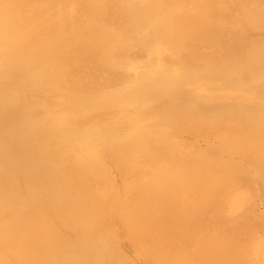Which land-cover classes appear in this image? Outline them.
<instances>
[{
	"label": "bare ground",
	"instance_id": "1",
	"mask_svg": "<svg viewBox=\"0 0 264 264\" xmlns=\"http://www.w3.org/2000/svg\"><path fill=\"white\" fill-rule=\"evenodd\" d=\"M66 3L69 4L67 5ZM24 5L27 6L24 7ZM119 104L120 107L110 109L112 106ZM120 110H124L126 113L132 112V114H122V120H120L118 118ZM105 113L107 115H103ZM190 120H194L195 126L198 123V127L196 126L198 129L191 126L197 129L193 130L195 134H199L200 130L205 131L203 134L207 136L206 143L209 145L208 148L210 147L211 151H213V154L208 153V150H206V153L215 158L212 160L213 162L208 161L210 157H207L206 155L208 154L206 153L205 156L207 158L204 160V153H202L201 149L199 150L201 153L198 152L200 155L203 154L201 160L199 155H197L198 157H192V153L196 155L198 151L195 152L194 149L191 155H189L188 151L186 160L184 158L185 153H187L184 152L185 149L180 151L179 142L173 141V144L176 142L175 146L179 147L177 154H179V151L184 152L178 155L182 156L183 159L178 158L177 154L175 156L174 153L176 151L174 152L173 147L175 149L176 147L170 144L172 141L170 143L168 141L176 133L179 134L180 131H183V134L187 133L183 129L189 128L190 124L188 122ZM128 121L133 126L135 125V128H133L135 132L131 130L127 135L122 136L119 134V130L122 124ZM124 130L126 129L124 128ZM189 133L192 135V131ZM205 135L202 136L204 137ZM185 140L188 141L187 138ZM111 141L117 144L112 145ZM180 142L183 143V141ZM94 143L101 144L103 147L97 152L98 157L102 158V160L115 159V162L120 164L122 162L130 163L133 160L141 163L143 161L140 160L143 159L142 157H148V160H151V164L154 161L161 162V160L171 165L173 164L168 169L173 174V171H176L177 168L175 166L177 164L176 161L180 159L177 162H180L181 166L177 168V171L178 169H184L190 176L187 175L188 177L186 176V178L184 177L185 179H182L183 173L180 171V175L182 176L177 173L181 177L180 179H177L175 173V176H173L174 174L170 176L176 179H168L167 177L164 179L162 177L165 181H156L157 179L153 181V179H149V183H139L137 179L141 180L144 178L148 169L146 168V173L139 171L142 178L139 177V179L137 177L136 179V175H140L138 173L134 174V178L137 181L135 182L139 183L137 185L144 188L148 183L150 186L147 185L144 188L146 190L142 189L143 193L141 191H138V193L134 191L135 189L138 190L136 188L137 185L133 190L135 193L129 190V186L125 187V190L129 195L128 199H132V196H135V199H139L135 200L134 204L130 202L133 205L136 203L139 206L137 209L132 208L136 210L134 212L135 216L141 215L142 212L143 215L138 216V218L134 217V220L131 217L126 218L120 215L122 212L118 210V206L120 205L118 202L119 205H114L117 209H113V211L116 210L115 212L119 214V217L115 216L117 218L112 220L111 212V215H105V211H108L106 209L110 207L108 204L111 203L106 200H108L107 198H113V195H116L117 198L120 197L119 194L121 195V192L119 193V188L125 184L118 188L114 186L119 190L118 195L116 194L117 190L114 191L115 189L113 191H104L109 196L111 195L109 192L116 193L111 195L113 197L106 196L103 209V202H100L103 200H98L102 198L97 197L98 194L94 188V181L92 182L94 185L90 183L92 176L100 175L99 178L103 177L101 172L96 175L95 171L98 168L91 166L96 163L91 158L93 154L91 145ZM163 144H166V147L170 144L169 148L174 153H170V150L167 148L165 150ZM191 144L194 145V143ZM155 146H158L160 149H156L157 147L155 148ZM153 147L156 149H154V152L152 151ZM204 147L207 148V146ZM204 147L200 146L199 148L203 149ZM226 147L230 148V150L226 149ZM141 148H151V155L145 149L138 153L137 150ZM217 149L221 151L225 150L224 153L226 152V155L228 153L236 155V157H234V160H231L233 162L226 158L228 164H225L223 156H221L222 159L217 158L219 152L222 153L221 151H217ZM244 149L246 151L250 150V157L254 155L248 160H250V169H253L257 177L256 175L254 177L253 171H250L248 166L249 173H242L246 167L245 157V163L240 158L244 156L241 155V153H244ZM158 150L161 151H159L161 155H159ZM162 150L165 151L162 153ZM226 150L231 152L229 153ZM96 151L98 150L96 149ZM167 152L171 155L174 154L172 156L173 159L171 156L169 157V153ZM214 152H216L215 155H218L215 156ZM94 154L97 155L95 151ZM163 154H166L165 157L170 159L165 160ZM156 156L160 157L161 160L159 161ZM187 157L191 158V160L194 158L193 161H196L195 165L198 163L197 165L201 168L197 165L193 167L194 162H188L189 158ZM196 159L200 160L201 164L205 161L215 164L216 168L222 170L223 173H221L222 171H218L214 166L215 171H217L215 172L213 169L212 172L214 171L218 175V179L221 176L223 179L216 180L217 178H214L215 174H211L212 172L204 168L208 163L205 162L204 166H202L203 164L200 166V163ZM183 160H186L187 163L186 161L184 163ZM144 162H147V159H144ZM190 162L193 163L192 165L190 164L191 166H189ZM231 163L233 164L231 165ZM225 165L227 168L230 166L229 168L232 169H226V167H223ZM232 166H235V169ZM209 167L208 170L211 171ZM192 168L194 169L191 172ZM118 169L120 174L125 176L127 171L119 166ZM198 169L203 173L198 171ZM205 169L206 174L209 172L207 175L205 174ZM234 170H236L237 174L234 173ZM125 171L126 173H124ZM169 171L167 172L168 174H170ZM195 171L199 174L201 173L202 176L200 175L199 177L197 175L196 177L197 173ZM232 171L233 174H230ZM244 171L246 172V170ZM224 172L227 173L224 174ZM191 173H193L192 180L194 176L196 177L194 182L196 180L199 181V179L202 181V177H205L203 178L204 180L208 179L206 180V184L210 180L207 184V187L210 189H212L215 183L213 191H215V187L225 186L231 180L233 182L231 181L229 187L232 186L233 188V184H235L234 189L239 186L241 190V185L236 184H240L241 182L239 181L242 180L250 188L249 182L243 180L249 174L252 176L248 175L251 179H246L252 181L254 178L255 180L258 179L259 181L257 180L256 182L260 183L261 186L257 183L260 187L257 188L262 189V197L264 196V0H0V264H103V261L105 263V259H107L105 258V254H108L110 258L114 255L112 258L115 257L116 261L119 259L118 262L121 260L120 258H126V260L122 259L124 263L120 261V263L126 264L129 261L127 259L129 258L128 255L122 254V257L119 256L117 258L115 255L121 252L119 249H116L117 252L114 251L117 248L115 246L119 247L122 245V240L132 241L131 243L135 244L133 245L134 248L135 246L138 247V249L136 247L137 250L141 247L140 243H142V247L145 246V249H147V246H154L152 243L155 238V241L158 240V234H153V231L157 233L155 232V228L162 229V225L163 227H167L165 225H168L170 228L174 225L173 222L176 224V221L182 222V224L177 223V226L181 225L180 227H182L184 221L185 223L187 222L188 217L197 222L199 215L207 221L206 218L208 217H204L205 213H202L203 216L200 213L207 211V207L209 208L212 203H215L217 199H221L222 196L215 199L214 192L208 188L206 191L209 190L208 194L211 193L209 196L203 190L205 188L200 187V184L199 190H195L194 187L198 188V183L200 182H196L197 184L194 186V182L192 183L189 178L191 177ZM241 173L242 178L239 177ZM103 174L105 175V173ZM106 174L108 175V173ZM148 174H151L150 171H148ZM155 174L158 173L155 172ZM208 176L212 177V179L214 178V180ZM235 176L241 179H230ZM106 177V180L107 178L108 180L111 179L109 175ZM188 178L190 182L186 183ZM183 180L186 181L184 182ZM112 181L111 179L110 182ZM126 181H128L127 178ZM203 181L201 184L204 185L205 181ZM107 182L110 184L109 181ZM150 182H152V186ZM174 182L176 186L180 185L181 190L182 188L186 192H190L191 190L192 193L190 194H192V197H196V199L194 197L191 198L193 200L191 205H194L193 208L196 210L190 211V214L183 212L186 211L183 209L188 206L190 196L185 197L181 192H177L178 194L176 195L174 192L176 190ZM101 184L103 183L98 184L97 182L96 186L99 187ZM246 184L244 185V190L247 189L245 187ZM190 185L191 189H189ZM140 186L139 188H141ZM251 187L253 188V186ZM108 188L112 189L110 185L106 189ZM218 190L225 193V189L222 190L220 188L216 189V194H218ZM244 190L242 188L243 192ZM195 191L202 192L203 195L201 196H204L206 193L204 198L206 197L207 200ZM246 191L249 192L251 190L248 189ZM258 191L256 190L257 194ZM231 193L233 194L234 192ZM251 193H243V197L245 198V196H249ZM227 194L230 195L228 191L226 192ZM188 195L186 194V196ZM219 195L221 193L217 196ZM231 195L230 198H232ZM238 195L237 197L240 196ZM176 196H178V199ZM227 196L224 195L223 199L229 198ZM200 197L201 201L205 200L204 203L206 205H203V202L200 204L198 200ZM243 197L241 196V199ZM254 197H257V195ZM210 198L211 201L208 203ZM247 198L240 200V202H244H242V205L246 204L245 202L249 198L252 199L253 195L252 198L251 196ZM115 199V202L119 200ZM213 199L216 201L212 202ZM231 200L233 199H227L229 205L232 203L229 202ZM110 201L113 203V200ZM194 201H197V203ZM227 201H223L222 204L220 203L221 208L222 205H225L224 203L228 204ZM235 201L233 202L235 203ZM123 202L128 204L125 198L121 199V203ZM237 202L236 204H238ZM217 203L215 204L218 205ZM252 204H254L253 201ZM252 204H249L250 208H252ZM216 205L211 207L217 208ZM232 206H234L232 207L233 209L231 208L234 212L236 210L235 205ZM199 207L201 209H198ZM243 207H246V205ZM203 208L204 211H201ZM221 208L220 210L217 209L216 215L212 214L213 219L215 216H219V219H222V215H224L223 219L229 216L227 214L225 217L224 208L222 211L224 213L221 215L219 212L222 210ZM240 208L238 207V210ZM247 208H244V210ZM254 210L252 211L255 212ZM195 211L198 212V216ZM242 211L239 213L241 214ZM115 212H113L114 215ZM193 212L197 217L194 214L191 215ZM244 212L247 214L249 210ZM253 212H249V215L251 213L254 217ZM95 213L101 214L96 218ZM209 215L212 216L211 212ZM121 216L126 219L125 221H123L124 219L122 220L124 223H132L129 226L130 228H126L127 230L137 225H133V223L144 220L146 223L142 221L141 226L142 223L144 227L145 225L147 226V229L145 228V231H147L145 233L147 234L145 235L146 237H140L144 235V231H141L139 222V225L135 228L136 231L140 230L138 233L141 240L137 241V239L133 241L134 238L138 237V233L136 235L133 232L135 228L131 229L134 234L129 230V234L127 235L125 231L127 238L135 235L134 238L128 240L124 237V239L123 233L120 231L124 228L123 222L120 220ZM194 216L195 218H192ZM230 217H228V220L226 218V223H228ZM233 217L237 218L234 219ZM129 219H132L133 222L129 221ZM190 219H188L190 221L188 224L191 223ZM230 219H233V221H229V224L232 225L231 223L238 221L239 218L238 215L233 216L232 213ZM117 221L122 223V228L120 227L121 225H117L119 224ZM201 221L207 223L203 219L198 221V229H201L200 224L204 228L206 227L205 223L202 224ZM215 221L210 222L212 227L210 224H206L207 227L210 226L209 228L206 227L207 230L213 228V232H211L212 229L208 231L211 232V236L215 229V233L213 234L215 236L213 238L210 237L213 240H215L214 238L217 234L219 236L221 228L222 233L224 232V226L225 228L230 226H226L227 224L225 225L224 223L221 227V224L225 220L223 222L218 221L219 223L216 222L218 224ZM251 222L249 221V223ZM213 223L217 227L220 225V229L218 230L216 227V231ZM236 224L238 223L236 222ZM236 224H233L235 225L233 226L234 229L237 226ZM251 224L254 226L256 223L253 224L252 222ZM193 225L197 228L196 224ZM242 226L240 227L243 228ZM168 227L167 229H169ZM172 227L176 228L175 226ZM180 227L178 231H181ZM187 227L186 230H183L186 234L190 231L193 235L198 231H187ZM230 227L228 229L229 235H231ZM192 228L190 226V229ZM232 228L231 232L232 230H237ZM241 228L242 234V230L245 228ZM206 229L204 233H206ZM165 230L164 228L162 229V231ZM240 230L238 229V233H240ZM162 231H159L162 235L158 232L159 238L165 234ZM203 231H198V235H193L194 238L188 234L189 238L195 242H191L194 247L196 246L195 248H198L197 246L202 244L201 242L206 238L207 242L204 241L206 243H204V249L212 241L208 242L209 237L205 236L203 239ZM199 232H202L203 235ZM169 233H172V231ZM169 233L166 232V237H163L167 239L168 236L171 240V236L167 235ZM175 233H177V230L172 237L175 236L177 239L178 236L182 235V232L178 236ZM236 236L238 237V235ZM111 237L115 245H113L112 241H106L111 239ZM184 237L182 236L181 238L184 239ZM247 237H250V235ZM225 238L223 240H228ZM246 238L245 240H247ZM165 239L161 238L159 241H165ZM245 240L243 239V241ZM167 241L169 242V240ZM185 241L187 242L188 240L184 239L183 242L180 240V245L185 244ZM135 242H139V245ZM212 242L214 243H212V249L209 247L211 251H205L215 253L213 250L215 242ZM111 243L112 248L107 250L106 247H109ZM256 243L249 244V246H253V249H257V247H260V250L263 249L259 243L260 246L258 245L254 248V244L256 245ZM190 244L188 246H191ZM224 245L223 248H226ZM228 245L231 244L228 242ZM159 246L157 249L160 250ZM193 246L189 251L187 248L186 250L188 252L192 251ZM104 247L106 251L103 250ZM154 247V251H152L153 247L150 248L153 254L152 252L150 254L146 252L148 258H145L146 261L144 258L142 259L145 264L158 262L161 255L157 258L155 257L159 253L156 254L157 252L155 251L157 249L156 246ZM164 247L162 248L163 250ZM177 248L179 247L177 246ZM185 248L183 249L184 251H186ZM143 249L141 248L140 250ZM150 249L148 248L147 251ZM204 249L202 247L201 249H196L197 252L198 250L200 251V257L204 254ZM216 249V252L219 254V247ZM111 250L114 252L110 253L112 252ZM163 250L157 251L163 253ZM180 250L182 249L180 248ZM107 251H110L111 256H109V253H106ZM220 251L222 253V250ZM197 252L196 254L199 256V252ZM146 253L142 254L143 257L147 255ZM169 253L163 254L161 257H167V255H170ZM178 253L180 256H177L180 259L177 256L174 257V254L173 256L171 255L174 261L170 256L172 259H170V262H176V264L186 263L189 258L187 257L185 261L184 252L183 259L182 253ZM263 253L261 252L260 254L264 255ZM189 254L187 253L188 256L191 255ZM216 254L215 256L217 257L218 255ZM221 255L218 256L219 259H222L220 258L222 257ZM218 257L215 258L213 256V259L215 258L214 260L218 261ZM247 257L250 256L247 255ZM112 258L108 260H112ZM115 258H113V261ZM192 258L195 257L191 256L190 259ZM202 258H207V256ZM202 258L201 260L204 261L205 259ZM236 258L238 261V257ZM239 258H241L240 255ZM257 258H259V255ZM181 259L183 260L182 262L180 261ZM213 259L211 258L210 264H214ZM194 260L197 259L195 258ZM167 261H169V258ZM209 261L210 258L206 262L209 263ZM131 262L128 263L132 264ZM160 262L158 263L160 264ZM222 262H225V260L223 261L222 259ZM107 263L110 264V261ZM258 263L261 264V262ZM133 264H135V261ZM195 264L199 263L196 262ZM220 264L222 263L220 262Z\"/></svg>",
	"mask_w": 264,
	"mask_h": 264
},
{
	"label": "rangeland",
	"instance_id": "2",
	"mask_svg": "<svg viewBox=\"0 0 264 264\" xmlns=\"http://www.w3.org/2000/svg\"><path fill=\"white\" fill-rule=\"evenodd\" d=\"M66 4L68 5L69 3H66ZM26 6H27V5H24V7H26ZM74 9H75V7H74ZM118 107H120V104H119V105H114V106H112L110 109L118 108ZM125 113H126V112H124V110H120V111L118 112V114H119L118 118H119L120 120H122V114H125ZM128 113H130V115L132 114V112H128ZM128 113H126V114H128ZM103 115H107V113H105V114H103ZM195 118H196V117H195ZM193 121H194V120H190V121L188 122V124H190V126H188L189 128H187L188 130H187V129L185 130V128L183 129L184 132L187 131L188 134L185 132V134H186V135H185V134H183V131H182V132L180 131L179 134H180L181 136H180L179 134L176 133L175 136L172 137L168 142L170 143V142L172 141V143H170L171 145L173 144V141H176L177 143L179 142V143H178V144H180V146L178 145V146L180 147L179 150L182 151V149H185L184 152H187V153H185V155H184V156H185V157H184L185 159H186V154H188V151H189V155H191V152H192V151L195 150V152H196V151L198 150V151L196 152V153H197L196 155H195L194 153H192V157H196L197 155H199V156H200V160H201V159L203 158V157H201V156H203V154H202V155L198 154L199 150L201 149L202 153H204V160H206L207 157H210V158H208V161H212V160H214L215 158H212L213 156H209V154H208V153H210V154L212 153V154H213V151H211V148H210V147L208 148L209 145L206 143V142H207V141H206V140H207V136H206L205 134H203L205 131H202V130L199 129L200 132H201V131H202V132H201V133L199 132V134H195V133L193 132V130L195 131V130L198 129V128H197V127H198V126H197L198 123H197V125H196L197 127H196V126H195L196 123H195V122L193 123ZM191 123H193L194 125H193V124L191 125ZM122 126H123V127H122ZM122 126H121V128H120V130H119V134L122 135V136L127 135L131 130L134 131L133 128H135V125L133 126V124H131L130 121H128V122L122 124ZM191 126H193L194 128L196 127L197 129H194V128H192ZM124 128H125L126 130H124ZM199 128H201V127H199ZM189 129H190V130H189ZM83 130H84V129H83ZM181 130H182V129H181ZM199 130H198V131H199ZM190 131H192V135H190V134H191V133H189ZM134 132H135V131H134ZM125 133H126V134H125ZM193 134H195L194 136H196V135H197V136L194 137ZM200 134L205 135L206 138H205V136L203 137V136L200 135ZM192 136H193V137H192ZM182 138H185V139L187 138L188 141H186L185 139H182ZM201 138H202V139H201ZM203 138H204V139H203ZM184 140H185V141H184ZM190 140H193V141L190 142ZM180 141H183V143L180 142ZM111 142H112V145H116V144H117V143H114L113 141H111ZM176 142H174L173 146H175V144H177ZM201 142H202V143H201ZM203 142H204V143H203ZM191 143H194V145H195V144H197V145L194 146V145H192ZM166 144H167V143H166ZM166 144H165V145L163 144V145L165 146V150H167V149L170 150V148H169V147H170V144H168L167 147H166ZM184 144H185V145H184ZM200 144H201V145H200ZM190 145H191V147H190ZM199 145H200L201 147L207 146L208 149H207L206 147H204V148H206V149H204V148H203V149H202V148H199V147H200ZM161 146H162V144H161ZM198 146H199V147H198ZM91 147H92V153H93V154L91 155V158H93V159H92V160H94L93 162H96L95 164H93V165H91V166H92V167L94 166V167L98 168V169H97L98 172L95 171V174L98 175L97 173L101 172V174L103 175V177L99 178L100 175H98V176H94V177L92 176V178H90V183H92V182L94 181L93 183L95 184V186L97 185V182H98V184L101 183V182L103 183V184H101L102 187H101V185H100L99 187H98V186H96V187L94 186L96 193L99 195V196L97 195V197H101V198H102V199H98V200H99V201H100V200H103V201H100V202H103V209H104V200H106V196L108 195V193H105L104 191H106V192H107V190H109V191L112 190V191H113L114 189H115L114 191H116L117 189H116L115 187L118 188V187H120V186H122V185L125 184L124 186H122V187L119 188L120 191L117 190V193H116V192H109V191H108L111 195H112V194H115V193L118 195V191H119V193L121 192V195L119 194V196H120L121 198H120V197L117 198L116 195H113L114 197L110 195V196L113 197V198H107L108 200H106V201L112 203V201H110V200H113V203H112V204H111V203H110V204L105 203V204H108V206L110 205V207H111V208H110V207L107 206L109 209L106 207V208H107L106 210H108L109 212H108V211H105V212H106L105 215H106V216H107V214L111 215V213H112V216H111V217L113 218L112 220H115V219L117 218V217L115 218V216H118V217H119V214H117V213L115 212L116 210L113 211V209H117V207H114V205H115V206H116L117 204L119 205V203H120V205H119L120 208H119V206H118V210H121L122 213H121L120 211H117V212L121 213L120 215H123V216L126 217V218H128V217L130 218V217H131L133 220H134V217H135V218H138V216L143 215V212H142L141 215L138 214V216L136 215L137 217L135 216V213H134V212H135L136 210H135V209H132V208H136V209H137V207L139 208V206L136 205V203H135V205H133V204H134V201L137 200L138 198L135 199V196H132V199H128V198H129V195L127 194V191L125 190V187L129 186V190L132 191V193H135L134 191H136V192L138 193V191H141L142 189H143V190H146V189H144V188H146L147 185L150 186V185L148 184V183H149L148 181H150L149 179H153V181H155L156 179H157L156 181H158V180H159V181H161V180H162V181H165L164 179H165L166 177H167L168 179H171V178H172V179H173V178L176 179L175 177H173V176H175V173H176L177 179H180L181 177L178 176V174L180 175V171H182L181 173H183V177H182V179H185L186 176L189 175L187 172H185L186 170L184 171V169H183V170H182V169H180V170L178 169V171H177V168H180V166H181L180 162H177V161H180V159H183L182 156H178V155H179V154L181 155V153H184V152H180V151H179V154H177V153H178L177 151H178V148H179V147L177 148L176 146H175L176 149L173 147L174 152L176 151V153H174V152L172 151V149L169 151L170 153H174L175 156H176V154H177V157H178V158L180 157V159H179V160L177 159V161H176L177 164L174 163L175 166H177L176 171H175V170L173 171V172H174V173H173L174 175L168 170V169L171 168V166H172L173 164L171 165V164L168 163V162H164V161H162L160 157L158 158V157L156 156V157L159 159V161L161 160V162H158V161L156 162V161H154V163H152V164H151V160H150V161L148 160V157H147V158H146V157H145V158L142 157L143 159H140L141 161L143 160L142 162H144V159H147V162H144V163H142V162H141V163L138 162V163H140V164H138L137 162H135V161L133 160V161L130 162V163H126V162L123 163V162H122V164H120V163H116V162H115V161H116L115 159H104V160H102V158L98 157L99 155H98L97 152L100 151V149H101V147H102L101 144L99 145L98 143H94V144L91 145ZM156 147H157V148H156ZM184 147H186V148H184ZM189 147H190V148H189ZM195 147H196V148H195ZM102 148H103V147H102ZM155 148H156V149H160V148H158V146H155ZM155 148L153 147V150H152L153 152H154V149H155ZM161 148H162V147H161ZM166 148H167V149H166ZM197 148H198V149H197ZM244 148H246V147H244ZM96 149H97L98 151H96ZM143 149H145L146 152H147V153L149 152L150 155H151V151H150L151 148H149V149H147V148H141V149L137 150L138 153H139V151H143ZM156 149H155V150H156ZM163 149H164V148H163ZM189 149H190V150H189ZM191 149H192V150H191ZM193 149H194V150H193ZM226 149H228V148L226 147ZM145 150H144V151H145ZM147 150H148V151H147ZM165 150H162V153H163ZM206 150H208L209 152L206 153ZM223 150H224V149H223ZM228 150H230V148H229ZM231 150H232V149H231ZM94 151L96 152L97 155L94 154ZM159 151H160V150H158V153H159V155H161V154H160L161 151H160V152H159ZM204 151H205V152H204ZM215 151H216V149H215ZM217 151H221V150L217 149ZM224 151H225V150H224ZM224 151H221L222 153L219 152V155H220V156H219L218 154H216V155H218L217 158H220V159L225 158V161H224V162H225V164H228V162L226 161V158H227V160H230V161H231V160H234V159H235L234 157H236V155H233V154L231 155V154H228V153H227V155H226V152L224 153ZM226 151H227V150H226ZM249 151H250L249 149H248L247 151L244 149V153H243V154L241 153V155H244V156H241V157H240L241 160L244 161V163H245V160H246V163H245L246 167H245V169H244V170H246V172L243 170L242 173H249V169H250V167H249V166H250V160H248V159H250L252 156H254V155L251 154L252 156L250 157V155H249L250 152H249ZM155 152L157 153V151H155ZM169 152H167V153H169ZM227 152H229V151H227ZM230 152H231V151H230ZM230 152H229V153H230ZM242 152H243V151H242ZM245 152H247V153H245ZM140 153H141V152H140ZM149 153H148V154H149ZM170 153H169L168 155H169V157L171 156V158H172V156H174V154L171 155ZM199 153H201V152H199ZM205 153L208 154V155H206L207 157L205 156ZM215 153H216V152H214V155H215ZM251 153H254V152H251ZM152 154H154V153H152ZM193 154H194V155H193ZM254 154H255V153H254ZM157 155H158V154H157ZM165 155H166V154H165ZM165 155L163 154V158H165V160H169L170 158L165 157ZM189 155H187V156H189ZM216 155H215V156H216ZM229 155H230V156H229ZM153 156H155V154H154ZM221 156H223V157L221 158ZM248 156H249V158H248ZM161 157H162V156H161ZM177 157H176V158H177ZM181 157H182V158H181ZM197 157H198V156H197ZM230 157H231V158H230ZM244 157H245V160H244ZM187 158H189V157H187ZM228 158H229V159H228ZM240 158H237V159H240ZM246 158H247V159H246ZM149 159H151V158H149ZM153 159H154V158H153ZM172 159H173V158H172ZM193 159H194V158H192V160H191V158H189L188 162H189V161H193ZM198 159H199V158H198ZM154 160H155V159H154ZM186 160H187V159H186ZM186 160H183L184 163H185ZM196 160H197V159H196ZM200 160H197V162L200 163V164H199L200 166H201L202 164H203L202 166H204V165H205V162H207V161H205L204 163L202 162V164H201ZM223 160H224V159H223ZM113 161H114V162H113ZM148 161H149V162H148ZM155 162H156V163H155ZM181 162H182V161H181ZM193 162H194V161H193ZM195 162H196V161H195ZM195 162H194L193 167L196 166V165L198 164V163H197V164L195 165ZM212 162H213V161H212ZM226 162H227V163H226ZM231 162H233V161H231ZM136 163H137V164H136ZM147 163H148V164H147ZM158 163H159V164H158ZM186 163H187V161H186ZM207 163H208V164L205 165L204 168H206L207 171H209V172H212V170L214 169V167H215V168L217 167V166H215V164H213V163H211V162H207ZM209 163H210V165L213 164V165H211L212 168H210L211 166L209 165ZM247 163H248V164H247ZM115 164H116V165H115ZM132 164H133V165H132ZM190 164L192 165L193 163L190 162V163H189V166H191ZM232 164H233V163H231V165H232ZM182 165H183V163H182ZM208 165H209L210 167H209ZM229 165H230V164H229ZM114 166H115V167H114ZM118 166L121 167V168H123V169H125V170L127 171V173H126V171L124 172V173H126L125 176H124L123 174H120L119 169L117 170ZM184 166H186V165H184ZM197 166H198V165H197ZM213 166H214V167H213ZM247 166H248L249 169L247 168ZM141 167H142V169H140ZM143 167H144L145 169H144ZM159 167H161V168H159ZM182 167H183V166H182ZM186 167H187V166H186ZM198 167H199V166H198ZM198 167H197V168H198ZM208 167H209V169H211V171L208 170ZM223 167H226V165L223 166ZM229 167H230V166H229ZM229 167H228V168H229ZM232 167H233V166H232ZM234 167H235V166H234ZM234 167H233V168H234ZM135 168H137V169H135ZM146 168H147L148 170H146ZM165 168H166V169H165ZM172 168H173V167H172ZM184 168H185V167H184ZM195 168H196V167H195ZM199 168H201V167H199ZM228 168L226 167V169H228ZM173 169H175V168H173ZM186 169H187V168H186ZM193 169H194V168H192L191 172L193 171ZM202 169H203V167H202ZM206 169H205V174H206ZM216 169H217L218 171H222V170H219L218 168H216ZM221 169H222V168H221ZM229 169H232V168H229ZM234 169H235V168H234ZM145 170L147 171V174L144 176V178H142V177H141V174H139V171H141V173H143V172L146 173ZM153 170H154V172H153ZM167 170L170 172V174L167 173V172H168ZM196 170H197V169H196ZM217 170H216V171H217ZM224 170H225V169H224ZM236 170H237V169H236ZM236 170H234V173H236V172H235ZM251 170L253 171V169H250V171H251ZM135 171H136V173H135ZM142 171H143V172H142ZM148 171H150L151 174H148ZM166 171H167V172H166ZM171 171H172V169H171ZM198 171H200V170L198 169ZM214 171H215V169H214ZM214 171H213L211 174H215V177H214L213 175H211V174H210V175H211L212 177H214V178H217L216 180H220V179L222 178V176L219 177L220 179H218V175H217L216 173H214ZM216 171H215V172H216ZM226 171H227V170H226ZM228 171H230V170H228ZM133 172H134V173H133ZM155 172L158 173L159 175H162V176H159L158 174H155ZM165 172H166L167 174H166ZM188 172H190V171H188ZM195 172H196V171H195ZM195 172H193V173H195ZM200 172L203 173L202 171H200ZM209 172H208V173H209ZM103 173H105V175H104ZM106 173H108L109 177L113 180L112 182H110L111 179L108 180V178H107L108 175H107ZM132 173H133V174H132ZM137 173H138L140 176L136 175ZM177 173H178V174H177ZM193 173H191V177H189L190 179L192 178V176H193L192 174H193ZM196 173H197V172H196ZM196 173H195V174H196ZM201 173H200V174L197 173L195 176L197 177V175H199V177H200ZM208 173H207V174H208ZM221 173H223V171H222ZM225 173H227V172H224V174H225ZM228 173H229V172H228ZM242 173H241L240 176H239V177H241V178L243 177V176H241ZM252 173H254V177H255V175H256L255 172L253 171ZM119 174H120V175H119ZM134 174L136 175V177H135L136 179H137V177H138V178H139V177L142 178L141 180H138V179H137V181H139V183H146V182H148L147 185L144 186V188H142L143 186L141 187L140 185H139V186H140L141 188H139V186L137 185V184H139V183H136L137 181H136L135 178H134ZM207 174H206V175H207ZM219 174H220V173H219ZM230 174H233V171H232V173H230ZM230 174H229V176H230ZM236 174H237V173H236ZM236 174H235V175H236ZM238 174H239V172H238ZM250 174H251V173H250ZM118 175H119V176H118ZM164 175H165V177H164ZM170 175H173V176H170ZM206 175H205V176H206ZM226 175H227V174H226ZM248 175H249V174H247V176H248ZM259 175H260V174H259ZM259 175H258V176H259ZM106 176H107V177H106ZM130 176H131L132 178H131ZM142 176H143V175H142ZM180 176H182V175H180ZM189 176H190V175H189ZM195 176H194V177H195ZM201 176H202V175H201ZM216 176H217V177H216ZM229 176H228V177H229ZM231 176H232V175H231ZM236 176H238V175H236ZM236 176H235L234 178L231 177L230 179H236V180L241 179V178L236 177ZM244 176H245V174H244ZM247 176H245V177L243 178V180H244V181L247 180V182H249V184H250V188H249V185L247 186L246 182H243L242 180L239 181V182H241L240 184H236V185H241V187H242L243 190H244V185L246 184V186H245V187L247 188L246 190H248V189L251 190V191H249V192L246 191V190H244V192H243L241 187H240L241 190L239 189V186H238V187H235L236 189H234V185H235V184H233V188H232V186L229 187L231 181L233 182V180H231L229 183L227 182L228 184H225V186L223 185V186H221V187H219V188H216V187H215V191L212 190L213 187L215 186V185H214L215 183L213 184L212 189H210L209 187H207V184L210 182V180H209V182H207V184H206V180H208V179L204 180L203 178H205V177H202V178H201L202 181H203V180L205 181V184H204V185L201 184L202 181H200V179H199V181L196 180L197 183H198V182H200V183H198V188H197V187H196V188L194 187L195 190H197V189L199 190L200 187H201V188L204 187L205 189H203V190L206 191V189L209 188L210 190H212V191L214 192L215 197H216L215 199H217V197L219 198L220 196H222L221 199H217V201L213 199V201H212V202H214V201L218 202L217 204H218L219 206L215 204L216 202H215V203H212V202H211L214 206H215V205L217 206V208L215 207L216 210H215L214 207H211V206H213L212 204H211V206H209V208L207 207V211H208V212H207V211H204V208L206 209V207L203 206L204 208H203L201 211H204V212H201V213H200L201 215H202V213H205V214H207V215L204 214V217L207 216L208 218H209V216H210V215H209L210 212H211V215H212V214H213V215H216V213H217V209L220 210V208H221L220 203L222 204L223 201L226 202L227 199H229V200H230V199H233V200L229 201V202H232V203H230V205H229L228 201H227V203H228L227 205H226V203H224L225 205H222V208H221L222 210L219 211V212H220L221 215L225 212V213H224V214H226L225 217H226L227 214H228L229 216L226 217L227 220H228V217H230V216L232 217V213H233V216H234V215H236V216L238 215V218H239V219H238V221H234L235 223L232 222V223H231L232 225H230V224H229V223H230L229 221H233V219H232V220L230 219L231 217L229 218L228 223H226V221H227L226 218L223 219V218H224V215H222V219H223V220H222V219H219V218H218L219 216H218V214H217L218 217L215 216L214 219H213V215H212V216H210V220H211V221H210L208 218H206V219H207V221H206L203 217H201V216L198 214V212L195 211V212H196V215H197V216L199 215V216H198V217H199V220H197V222L203 219V221H206V222H207V223L204 222L206 227H207L208 224H210V226H211V223H210V222H214L215 220H216L215 223L218 222V221H222V222H223V221L225 220V222H223V223L221 224V227L223 226L224 223H225V225L227 224L226 226H228V225L231 226V227L228 226V227H226V228H225V226H224V232L221 233L222 228L220 229V228H219L220 225H219L218 227H217V225H216V224H218L219 222L216 223V224L213 223V226H215L214 228L217 227L218 230L220 229V230H219V231H220V234H219V236H218V234L216 233L217 236L214 238L215 240L212 239L213 236H215V235H213V234L215 233V229H214V233H212V236H211L210 233L213 232V228H210V229H212V230H211V232H208L210 229L207 230L206 227L204 228V227L200 224V226H201L200 228H201V229H198L199 225H198V227H197V224H198L199 222H198V223L195 222L194 219L191 220L190 217H188V219L191 220V223H190V224H188V223L190 222V221H188V219H187V222H186L187 225H186L185 221H184V223H183V226L186 225L185 228H183V226L180 227L181 225H180V226H179V225L177 226V223L182 224V222H179V221H176V224L173 222L174 225H172V226H175L176 228H173L172 226L169 228L168 225H165V226H167L169 229H167V227H163V225H162V229H163V228H164V230L166 229L165 231H162L161 228H160V229L158 228L159 230L155 228V232H157V233H154V231H153V234H154V235H155V234H158L159 237H160V235H162L161 232H159L160 230L162 231V233H165V234H166V232L169 233V232L172 231V233L167 234V235L171 236V237H170L171 240L168 238V236H167V239H165L166 235L164 234L163 236H165V237L161 236V238H164L166 242H165L164 240L159 241V239H161V238H159V237L156 235V236L158 237V238H157L158 240L155 241V240H156V238H155V240H154L153 243H152V244H154V246H156V249L158 248V246H159L161 243H163V244H161V245L159 246V247H160V250L157 249L158 251H162V250H163L162 248L165 246V247H164V250H163V253H162V252L160 253V252H158V251L155 249V250H156L155 252H157L156 254L159 253L158 255L155 256L156 258L159 257V255L162 256V255L164 254V252H166L165 254H168V253L170 252V248H171V252L169 253L170 255H167V257L169 256V257H168V258H169V261H167V260H168L167 257H161V256H160L158 262L161 261V262H160V264H161V263L164 262V260L167 259V260L164 262L165 264H167L168 262H169L168 264H170V263H171V264H176V262H173V263H172V261L170 262L171 257H172L174 254H175L174 257H176V256L179 254L178 252H181L182 255H183V252H184V254H185V258H184V255H183V257L181 256L182 259L184 258V260H185L187 257H188L189 259H188L187 261L185 260L186 263L183 262V263H179V264H195L196 262L199 263V264H205V263L208 262V259H209V258H210V261H209V263H207V264H210V262H211V258L213 259V256H214L215 258H217V257L220 256L221 254H222V255H221L222 257H220V258H222L223 261L225 260V262H222V259H219V257H218V261H217V260H214L215 258L213 259V260H214V264H220V262H221L222 264H223V263H226V264H231V263H233V264H234V263H235V264H242V263H243V264H248V263H249V264H253V262H254V264H255V263H256V264H260V263H258V262H261V264H264V263H263V262H264V258H263L264 255H261V254H260L261 252H264V251H263V249H264V244H263V243H264V242H263V241H264V223H263V222H264V210H263V209H264V205H263V204H264V199H263V197H264V196L262 197V189H259L260 187L258 186V184H260V183L256 182L258 179L255 180V178H254L253 181H252V180H250L251 178L249 177V176H251V175H249L248 177H247ZM105 177L107 178V180L105 179ZM120 177H121V178H120ZM162 177H163L164 179H163ZM178 177H179V178H178ZM184 177H185V178H184ZM187 177H188V176H187ZM194 177H193V180L191 179V182H192V183H193L194 180L196 179V177H195V178H194ZM199 177H198V178H199ZM208 177H210V176H208ZM212 177H210V178L212 179ZM223 177H225V176L223 175ZM251 177H252V176H251ZM256 177H257V175H256ZM95 178H96V179H95ZM126 178L128 179V181H126ZM160 178H161V179H160ZM189 178L187 179V181L185 180L186 183L190 182V179H189ZM206 178H207V176H206ZM214 178H213L212 180H214ZM237 178H239V179H237ZM246 178H250V179H246ZM92 179H93V180H92ZM104 179L106 180V182L109 181L110 184H109L108 182H107V183H106V182L104 183V181H105ZM123 179H124V180H123ZM139 179H140V178H139ZM154 179H155V180H154ZM222 179H223V178H222ZM226 179H227V177H226ZM259 179H260V176H259ZM91 180H92V181H91ZM101 180H102V181H101ZM103 180H104V181H103ZM120 180H121V181H120ZM216 180H215V181H216ZM236 180H235V181H236ZM99 181H100V182H99ZM114 181L116 182V185H115V182H114ZM123 181H124V183H122ZM135 181H136V182H135ZM153 181H152V182H153ZM176 181H177V180H176ZM183 181H184V180H183ZM185 181H184V182H185ZM204 181H203V182H204ZM221 181H223V180H221ZM227 181H228V179H227ZM258 181H259V180H258ZM152 182H150V183H151V186H152ZM196 182H194V184H195V185L193 184L194 186H196V184H197ZM212 182H213V181H212ZM224 182H225V180H224ZM224 182H223V183H224ZM93 183H92V185H94ZM113 183H114V184H113ZM121 183H122V184H121ZM155 183H156V182H155ZM192 183H191V184H192ZM218 183H220V182H218ZM221 183H222V182H221ZM234 183H236V182H234ZM257 183H258V184H257ZM104 184H105V186H103ZM106 184H107V185H106ZM157 184H158V183H157ZM179 184H181V182H179ZM199 184H200L201 186H200ZM216 184H217V183H216ZM109 185H110V187H112V189H109V188L106 189ZM118 185H119V186H118ZM136 185H137V187H136ZM141 185H145V184H141ZM182 185H183V184H182ZM220 185H222V184H220ZM220 185H218V186H220ZM114 186H115V187H114ZM130 186H131V187H130ZM161 186H162V185H161ZM169 186H171V185H169ZM179 186H180V185H179ZM179 186H176V183L174 182V188H176V190H175L174 192L176 193V195L178 194L177 192H181V193H183V195H184L185 197H189V196H190V201L187 200V198H186V200L190 202V205H189V202H188V204H187L188 206L185 207V208L183 207V208H184L183 210H186V211H183V212H184V213H187V214H190V211L192 212L193 210H196V209L193 208L194 205H191V204L193 203V200H192L191 198H193L194 196L192 197V194H190V193H192L191 190H190V192H189V191L186 192L185 189L182 188V190H184V191H182L181 188H180ZM199 186H200V187H199ZM208 186H209V185H208ZM210 186H212V185L210 184ZM251 186H253V188H252ZM260 186H261V184H260ZM100 187H101V188H100ZM135 187L138 188V190H136ZM182 187H184V186H182ZM185 187H186V186H185ZM206 187H207V188H206ZM254 187H255V188H254ZM257 187H259V188H257ZM122 188H123V189H122ZM192 188H193V186H192ZM220 188H221L222 190L225 189V190H224L225 193H224V192L222 193L221 191L218 190L219 192H217V193H218V194L221 193V195L217 196L218 194H216V189H220ZM230 188H231V189H230ZM261 188H263V187H261ZM134 189H135V190H134ZM139 189H140V190H139ZM186 189H187V188H186ZM189 189H191V185H190V188H189ZM232 189H233V191H232ZM237 189H238V190H237ZM263 189H264V188H263ZM121 190H122L123 192H122ZM133 190H134V191H133ZM161 190H162V189H161ZM179 190H180V191H179ZM192 190H193V189H192ZM203 190H202V191H203ZM226 190L228 191V193H229L230 195L232 194L231 192H234V193L231 195L232 198H230V195L227 194V195L229 196V198H227V199L224 200V199H223V196H224V195L227 196V195H226V192H227ZM234 190L236 191L237 194L235 193ZM239 190H240V191H239ZM252 190H253L254 192H253ZM256 190H259V191H258V194H257ZM260 190H261V191H260ZM165 191H166V190H165ZM165 191H162V192H165ZM200 191H201V189H200ZM208 191H209V190L206 191L207 194H208ZM245 191L247 192V194H249V193H251V192H252V193H251L249 196H248V195L245 196V194H246ZM141 192L143 193L144 191H141ZM141 192H140V194H141ZM159 192H161V191H159ZM171 192H173V191H171ZM193 192H194V190H193ZM195 192H197V191H195ZM210 192H211V191H210ZM213 192H212V194H213ZM242 192L245 193V194H244L245 198H247V197L249 198L250 196H251V198H252V195H253V198H255L256 201L253 200V198H252V199H250V198L248 199V198H247L248 201H247V200H246V201H247L248 203L250 202L249 204H252V201H253L254 204H252V205H253V206L255 205L254 208H253V206H252V208H250L251 206H250L247 202H245L246 204H243V205H242V202H243V201L240 202V200L245 199V198L243 197V193H242ZM259 192H261V193H259ZM122 193H124V194H122ZM137 193H136V194H137ZM184 193L189 194V195L186 196V194H184ZM197 193H199L198 195H200V196L203 195L202 192H197ZM206 193H205V194H206ZM263 193H264V192H263ZM167 194H168V193H167ZM179 194H180V193H179ZM195 194H196V193H195ZM205 194H204V196H205ZM238 194H239L240 196H239ZM208 195L210 196L211 193H209ZM208 195H207V198H208ZM237 195H238L240 198L237 197ZM256 195H257V197H254V196H256ZM258 195H259V196H258ZM260 195H261V196H260ZM263 195H264V194H263ZM102 196H104V197H102ZM110 196L108 195V197H110ZM196 196H197V195H196ZM204 196H201V197L204 198ZM228 196H227V197H228ZM241 196L243 197L242 199H241ZM115 197H116V199H115ZM133 197H134V198H133ZM177 197H178V196H176V198H177ZM197 197H199V196H197ZM201 197L198 198V200L200 201V204H201V202H203V205H204V204H205V203H204L205 200H202V201H201ZM213 197H214V196H213ZM103 198H104V199H103ZM123 198L126 199V201H127L128 204H129L130 202H131V203L133 202V204L130 203L131 205L129 204V206H128V204H126V202L121 203V199H123ZM176 198H175V199H176ZM194 198L196 199V197H194ZM203 198H202V199H203ZM224 198H226V197H224ZM234 198H235V199H234ZM238 198H239V200H238ZM258 198H259V199H258ZM114 199H115V200L119 199V200H117V201H116L117 203H116V202L114 201ZM177 199H178V198H177ZM204 199H206V197H205ZM236 199H237V200H236ZM138 200H139V199H138ZM191 200H192V201H191ZM206 200H207V199H206ZM235 200H236V201H235ZM259 200H260V201H259ZM99 201H98V202H99ZM122 201H125V200H122ZM128 201H129V202H128ZM187 201H186V202H187ZM210 201H211V198H210V200H209L208 203H210ZM233 201H235V203H234ZM237 201H238V202H237ZM244 201H245V200H244ZM261 201H262V202H261ZM118 202H119V203H118ZM191 202H192V203H191ZM194 202L197 203V201H194ZM236 202H237L238 204H236ZM195 203H194V204H195ZM198 203H199V202H198ZM240 203H241V204H240ZM243 203H244V202H243ZM196 205H197V204H196ZM198 205H199V204H198ZM198 205H197V206H198ZM205 205H206V204H205ZM232 205H235V209H236L237 211L234 210V212H233V210H232L233 208H232V207H234V206H232ZM239 205H241L242 207L246 205V207H243V208H242V207L239 206ZM121 206H122V208H121ZM130 206H132V207H130ZM197 206H196V207H197ZM199 206H200V205H199ZM237 206H238L239 208L241 207L239 210H240V211L243 210L242 212H244V211L247 212V210H249V212H253L252 210L255 209L254 211H255L257 214H256L255 212H253V213H254V217H253V214L251 215V213H250V215H249V212H247V214H248L249 217H250V218L248 217L249 221H252L253 224L256 223L254 226H252V224H251L252 222L249 223V221H248V219H247V216H248V215H247L245 212H244V213L241 212V214L239 213L240 211L238 210V207H237ZM100 207H102V206H100ZM124 207H125V209H124ZM190 207H191V209H190ZM219 207H220V208H219ZM247 207H248L249 209H248ZM141 208H142V207H141ZM211 208H212V209H211ZM213 208H214V209H213ZM223 208H224V210H225L224 212H222V211H223ZM228 208H229V209L232 208V209L229 210ZM244 208H247V209L244 210ZM198 209H201V207H199ZM208 209H209V210H208ZM260 209H261V210H260ZM110 210H111V211H110ZM188 210H189V211H188ZM211 210H212V211L215 210V211H214L215 213L212 212ZM257 210H258V211H257ZM112 211L115 212V215L113 214ZM137 211H138V210H137ZM139 211H140V209H139ZM142 211H144V210L142 209ZM227 211H228V212H227ZM231 211H232V212H231ZM110 212H111V213H110ZM140 212H141V211H140ZM221 212H222V213H221ZM236 212H238L239 214L236 213ZM96 213H98V211H96ZM96 213H95V215H96V218H97V216H99V214H101V213H99V214H96ZM133 213H134V215H133ZM136 213H138V212H136ZM208 213H209V214H208ZM229 213H230L231 215H230ZM259 213H260V215H259ZM124 214H125V215H124ZM126 214H127V215H126ZM130 214H131V215H130ZM192 214L195 215L194 212L191 213V215H192ZM220 214H219V215H220ZM243 214H244V215H243ZM245 214H246V215H245ZM95 215H94V216H95ZM196 215H195V216H196ZM221 215H220V218H221ZM241 215H242V216H241ZM100 216H101V215H100ZM123 216H121L122 218H120L121 221H122L123 219H124L123 221L126 220ZM132 216H133V217H132ZM189 216H190V215H189ZM195 216L192 217V218H195ZM197 216H196V217H197ZM202 216H203V215H202ZM251 216H252V218H251ZM255 216H256V217H255ZM258 216H259V217L261 216L262 218H261V217L259 218ZM109 217H110V216H109ZM111 217H110V218H111ZM242 217H245V218H242ZM200 218H201V219H200ZM233 218H234V217H233ZM235 218H237V217H235ZM235 218H234V219H235ZM132 219H129V221L133 222ZM140 219H141V218H140ZM181 219H182V218H181ZM181 219H179V220L182 221ZM196 219H197V218H196ZM217 219H219V220H217ZM245 219H247L248 223H247V221H245ZM251 219H252V220H251ZM262 219H263V220H262ZM117 220H118V219H117ZM120 220H119V221H120ZM212 220H213V221H212ZM257 220H258V221H257ZM261 220H262V221H261ZM123 221H122V222H123ZM137 221H139V220H137ZM142 221L145 222L144 220H141V221H139V222H140V225L138 224L139 222H137V223H133V225H134V224H135V225L137 224V225H139V227H140ZM208 221H210V222L208 223ZM244 221H245V222H244ZM260 221H261L262 223H261ZM117 222H118V221H117ZM201 222H202V221H201ZM201 222H200V223H201ZM236 222H237L238 224H236ZM118 223H119V222H118ZM126 223H127V222H125V223L123 222V226H124V228L120 230V231L123 233V238H124V237L127 238L126 236L129 234V230H131V229L137 227V225H136V226H133V225H132L133 227L131 226L132 228L129 229V230H127L126 228H130L129 226H130V224H132V223H127V224H126ZM145 223H146V222H145ZM145 223H144V224H145ZM204 223L202 222V224H204ZM241 223H242V224H241ZM128 224H129V225H128ZM193 224H196V227H197V228H195ZM206 224H207V225H206ZM233 224H236V225H237V226L235 227V229H237V230L234 229L233 226H235V225H233ZM247 224H248V225H247ZM117 225H118V226L121 225V226H120L121 228L123 227L121 222H120L119 224H117ZM127 225H128V227H127ZM189 225H190L191 227H193V228L190 229V226H189ZM238 225H239V226H238ZM242 225H243V226H242ZM249 225H251V226H249ZM260 225H261L262 227H261ZM160 226H161V225H160ZM187 226H189V227H187ZM210 226H208L207 228H209ZM240 226H242V227L245 228L246 230L243 229V228H241ZM247 226H249V227H247ZM256 226H257V227H256ZM177 227H178V229H177ZM179 227L181 228V231H178V230H180ZM186 227L188 228L187 231H188V230H193V231H195V230H198V231L201 230V231H203V230H204L203 233L205 232V229H206L207 231H206V233H204V235H203V233L201 232L202 235H203L202 237H203V239H204L205 237H209V238H208V242H210L211 240L215 242V246L213 245V246H214V247H213V250L215 251V253H214V252H207V251H205V250H209V251H211V249H212L211 246H212V243H213V242L211 241V242H210L211 245L208 243V244L206 245V247H207V246H208V247L204 249L205 244H206L205 242H207V241H206L207 238L204 239L205 242H204V241L201 242L202 240L200 239V240H201L200 242H201L202 244L198 245V246H197L198 248H195L196 246L194 247L193 244H192V243H195V242H194L193 240H191L189 237H190V236L193 237V235L195 236V234L198 235V233H197L198 231H197V232L195 231L196 233H194L193 231H191V232L194 233L193 235H192V233H190V231H189V233L186 231L188 234H190V236H188V234H186V233L183 231V230H186ZM211 227H212V226H211ZM229 227H230V234H231V235L228 234V233H229V230H228ZM232 227H233V228H232ZM145 228L147 229V226L145 225V227H144V225H143V223H142V226L140 227V229H141V231H142V230L144 231V232H143L144 235L140 236L141 238L146 237L145 235H147V234H145V233H147V231H145ZM171 228H172V230H171ZM202 228H204V229H202ZM217 228H216V231H217ZM231 228L234 229L235 231L232 230V232H231ZM240 228L243 229V230H242V234H241V230H240ZM247 228H249V229H247ZM262 228H263V229H262ZM125 229H126V230H125ZM238 229L240 230V231H239L240 233H238ZM252 229H253V230H252ZM254 229H256V230H254ZM261 229H262V230H261ZM138 230H139V228H138ZM176 230H177V233H175V234H176L177 236L180 235L179 233L182 232V233H181L182 235L178 236V239H177V237H175V236L172 237L173 234H174V232H175ZM244 230H245V232H244ZM125 231L127 232V235H126V232H125ZM135 231H136V228H135ZM135 231H133V232H134L136 235H137L138 232H140V230H139V231H136V232H135ZM168 231H169V232H168ZM173 231H174V232H173ZM219 231H218V232H219ZM226 231H227V233H226ZM252 231H255V232H252ZM256 231H257V232H256ZM124 232H125V233H124ZM130 232H132V230H131ZM133 232H132V233H133ZM158 232L160 233V235H159ZM235 232L237 233L236 235H238V237L235 235ZM134 233H133V234H134ZM183 233H184V235H183ZM199 233H200V232H199ZM201 233H200V234H201ZM207 233H209L210 235L208 234V236H206ZM223 233H224V234H223ZM225 233H226V235H225ZM246 233H247V234H246ZM248 233H249V234H248ZM227 234H228V235H227ZM232 234H233V236H232ZM240 234H241V236H240ZM252 234L255 235L254 238H253V235H252ZM125 235H126V236H125ZM186 235H187V236H186ZM220 235H221V236H220ZM242 235H243V236H242ZM249 235H250V237H247V238H246V236H249ZM261 235H262V236H261ZM134 236H135V235H134ZM134 236L131 235L130 238H134ZM137 236H138V237L134 238L135 240L133 239V241H136L137 239H138L137 241H140V240H141V238L139 237V233H138ZM182 236H183V237L185 236L184 239H185V240H188L187 242L185 241L186 243L184 242L187 246H186L185 244H182V243H181L182 245H180V240H181V242L184 241V239L181 238ZM204 236H205V237H204ZM222 236H224L223 239L226 237L228 240H223V239H222ZM239 236H240V237H239ZM128 237H129V236H128ZM210 237H212V238H210ZM234 237H235V238H234ZM243 237H244V238H243ZM262 237H263V238H262ZM125 238H124V239H125ZM130 238H127V239L129 240ZM193 238H194V237H193ZM218 238H219V239H218ZM226 238H225V239H226ZM245 238H246L247 240H245ZM249 238H250V239H249ZM260 238H261V239H260ZM139 239H140V240H139ZM172 239H174L175 241L172 240ZM209 239H210V240H209ZM217 239H218V240H217ZM236 239H237V240H236ZM243 239H244L245 241H243ZM252 239H253V241H252ZM105 240H106V239H105ZM105 240H104V241H105ZM167 240H169L170 243H169ZM178 240H179V241H178ZM189 240H190V241H189ZM198 240H199V239H198ZM230 240H232V241H230ZM250 240H251V242H252L251 244H250ZM255 240H256V241H255ZM259 240H260L261 242H260ZM106 241H108V242H111V241H112L113 245H115V242H114V240L112 239V237H111V239L106 240ZM106 241H105V242H106ZM171 241L173 242V244H172ZM176 241H177V242H176ZM219 241H220V243H219ZM237 241H238V242H237ZM131 242H132V241H131ZM131 242H130V240H129V242H128L127 240H122V245H121V246H119V247H118V246H115V247H117V248L114 247V248H115V249L113 248L114 251L117 252L116 249H119L120 252H121L120 254H116V253H115V254H116L115 256H116L117 258H119V256H121L122 254H126V255H128V257H129V258H127V259H129V261H128L129 263L133 260V261L131 262L132 264H133L134 261H135V264H143V263L145 264V262H144L142 259H143V258H144V259H145V258H148V257H147L148 254H150V252L154 251L153 249H154L155 247H154L153 245H151V247H150V246H147V249H145L146 247H145V246L142 247V243H140L141 247L139 248V250H140L141 248H142V249L144 248V249H143V250H140V252H139V250H137L138 247L135 246V248H134L133 245H135V244H133V243H131ZM155 242H156V245H155ZM157 242H158V243H157ZM164 242H165V243H164ZM174 242H176V243H174ZM191 242H192V243H191ZM228 242H229L231 245H228ZM231 242H232V243H231ZM234 242H235V243H234ZM256 242H258V243L261 245V248H263V249L260 250V247H259V248L257 247V249H253V246H249V244L252 245L253 243H256ZM112 243H111V245H109V247H106L107 250H108L109 248H112V247H111V246H112ZM130 243H131V244H130ZM135 243L138 244L139 242H135ZM190 243H191V244H190ZM204 243H205V244H204ZM243 243H244V244H243ZM258 243H256V245L254 244V248H256V246L259 245ZM261 243H262V244H261ZM103 244H104V242H103ZM106 244H107V243H106ZM157 244H158V246H157ZM164 244H166V245H164ZM167 244H169V246H167ZM170 244H171V245H170ZM176 244H177V245H176ZM189 244H190L191 246H188ZM196 244H197V243H196ZM196 244H194V245H196ZM213 244H214V243H213ZM219 244H220V245H219ZM221 244H223V245L226 244V245H224V247H226V248H223V245H221ZM236 244H237V245H236ZM238 244H239V245H238ZM241 244H242V245H241ZM104 245H105V244H104ZM104 245H103V246H104ZM138 245H139V244H138ZM163 245H164V246H163ZM201 245H203V246H201ZM209 245H210V246H209ZM217 245H219V246H217ZM233 245H234V246H233ZM247 245H248V246H247ZM260 245H259V246H260ZM262 245H263V247H262ZM105 246H106V245H105ZM107 246H108V244H107ZM161 246H163V247L161 248ZM166 246H167V247H166ZM177 246H178L179 248H177ZM183 246H184V247H183ZM185 246H186V248H187L188 251L190 250V248H191L192 246L194 247L193 249H195V250H196V249H201V247H202V249H204V251L206 252V253L204 252V254H205V256H207V258H202V257H205V256H203L204 254L201 255V257H200V251H199V250H198V252H199V256L196 254L197 250H196V251L194 250L195 253H194L193 249H191L192 251L188 252V251L186 250ZM200 246H201V247H200ZM227 246H228V247L230 246L231 248H230V247L228 248ZM235 246H236V247H235ZM246 246H247V247H246ZM130 247H132V248H130ZM136 247H137V249H136ZM152 247H153V248H152ZM168 247H170V248H168ZM188 247H189V249H188ZM199 247H200V248H199ZM209 247H210L211 249H209ZM218 247H219V250H218L219 254L216 252V250H217L216 248H218ZM237 247H238V248H237ZM248 247H250V248H248ZM148 248H149V249L152 248V251H151V249H150L149 251H147ZM173 248H174V249H173ZM175 248H176V249H175ZM180 248H181L182 250H180ZM184 248H185L186 251L183 250ZM214 248H215L216 250H215ZM222 248H223V249H222ZM235 248H236V249H235ZM243 248H244V249H243ZM245 248H246V249H245ZM161 249H162V250H161ZM165 249H166V251H165ZM227 249H231V250H227ZM241 249H243V250H241ZM247 249H248L249 251H248ZM103 250L106 251V250H105V247L103 248ZM168 250H169V252H168ZM172 250H173V251H172ZM175 250L177 251V253H176ZM220 250H222V253H221ZM224 250H225V252H226V251H227V252L225 253ZM246 250H247V251H246ZM111 251H112V250H111ZM114 251H112V252L107 251L106 253H109V252H110V253H113ZM144 251H145V252H144ZM182 251H183V252H182ZM234 251H235V254L237 253V251H238V253L235 255V254H234ZM239 251H240V252H239ZM253 251H254V252H253ZM255 251H258V252H255ZM259 251H261V252H259ZM123 252H124V253H123ZM146 252H148V254H147ZM173 252H175V253L172 254ZM192 252H193L194 254H193ZM198 252H197V253H198ZM230 252H231V253H230ZM247 252H248V253H247ZM110 253H109V254H110ZM118 253H119V252H118ZM144 253L147 254V255H144L145 257H143V255H142V254H144ZM181 253H180V254H181ZM187 253H188V254H189V253H190V254L192 253V254H191V255L189 254L190 256H188ZM208 253H209V254H208ZM212 253L214 254L213 256H212ZM216 253H217V254H216ZM246 253H247V254H246ZM255 253H256V254H255ZM258 253H259V254H258ZM152 254H153V252H152ZM154 254H155V253H154ZM165 254H164V255H165ZM215 254L218 255V256L216 257ZM227 254H228V255H227ZM230 254H231V255H230ZM243 254H244V255H243ZM245 254H246V255H245ZM263 254H264V253H263ZM105 255H106L105 258H107V259H105V263H107V262L110 261V264H112L113 262H115V263H113V264H121L122 262L120 263V261L126 260V258H125V259L120 258L121 260L118 262L119 259L116 261V258L113 257V258H115L114 261H113L112 256H114V255L111 256V254H110L109 256H111L112 260H108V259H111V258L108 257V254H105ZM126 255H125V256H126ZM171 255H172V256H171ZM186 255H187V256H186ZM225 255H226V256H225ZM239 255H240L241 258H239ZM247 255H249L250 257H247ZM258 255H259V258H257ZM122 256H123V255H122ZM122 256H121V257H122ZM170 256H171V257H170ZM178 256H180V255H178ZM178 256H177V258H178ZM191 256L195 257L197 260H198V259L201 260V258H202V259H205V260L207 259V260H206L207 262H206L205 260H204L205 262L202 261V260H201V261H200V260H198V261H197V260H194L195 258L190 259ZM208 256H212V257H208ZM227 256H228L230 259H229ZM230 256H231V257H230ZM243 256H244V257H243ZM253 256H254V257H253ZM126 257H127V256H126ZM197 257H199V258H197ZM223 257H224L225 259H224ZM226 257H227V258H226ZM236 257H238V261H237V258H236ZM251 257H252V259H251ZM260 257H261V259H260ZM156 258H155V259H156ZM164 258H166V259H164ZM232 258H233V259H232ZM122 259H123V260H122ZM160 259H162L163 262H162V260H160ZM172 259H173V261H174V258H173V257H172ZM172 259H171V260H172ZM175 259H176V258H175ZM178 259H180V257H179ZM178 259H177V260H178ZM182 259L180 260L181 262L183 261ZM226 259H227V260H226ZM245 259H246L247 261H249V262H247ZM250 259H251V260H250ZM256 259H257V260H256ZM106 260H107V261H106ZM130 260H131V261H130ZM189 260H190V262H188ZM191 260H192V261H191ZM193 260L195 261V263H194ZM213 260H212V262H213ZM260 260H261V261H260ZM145 261H146V259H145ZM199 261H200L201 263H200ZM215 261H216V262H215ZM219 261H220V262H219ZM231 261H232V262H231ZM244 261H245L246 263H245ZM252 261H253V262H252ZM256 261H257V262H256ZM125 262H126V261H125ZM128 262H127L126 264H129ZM158 262H157V263H158ZM203 262H204V263H203ZM218 262H219V263H218ZM227 262H228V263H227ZM236 262H237V263H236ZM250 262H251V263H250ZM105 263H104V261H103V264H105ZM123 263H124V261H123ZM123 263H122V264H123ZM155 263H156V262H155ZM155 263L153 262V264H155ZM157 263H156V264H157ZM164 263H163V264H164ZM107 264H109V263H107ZM158 264H159V263H158ZM177 264H178V263H177ZM211 264H212V263H211Z\"/></svg>",
	"mask_w": 264,
	"mask_h": 264
}]
</instances>
